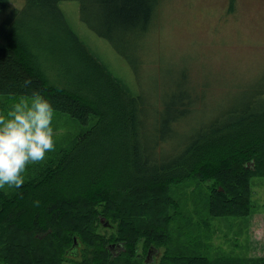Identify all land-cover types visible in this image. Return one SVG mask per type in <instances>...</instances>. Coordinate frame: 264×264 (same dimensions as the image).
<instances>
[{
  "label": "trees",
  "instance_id": "trees-1",
  "mask_svg": "<svg viewBox=\"0 0 264 264\" xmlns=\"http://www.w3.org/2000/svg\"><path fill=\"white\" fill-rule=\"evenodd\" d=\"M7 1L0 0V12ZM63 1L79 3L81 22L127 61L137 84L143 57L156 52L146 41L162 0H26L0 22L7 44L0 48V97L39 91L54 113L84 128L55 166L33 172L20 189L0 191V258L6 264H19V254L28 264L77 262L84 238L90 246L85 264H142L141 237L152 239L149 252L159 250L165 227L154 216L175 207L169 192L186 182L213 185L212 214L249 215L251 179L264 176V76L233 106L195 127L189 117L200 99L187 72L170 87L149 77V97L107 67L70 24ZM236 9L229 0L228 13ZM185 124L195 127L188 135ZM100 216L110 229L118 223L119 238L97 233ZM155 262L147 256L144 264ZM176 262L208 264L195 256Z\"/></svg>",
  "mask_w": 264,
  "mask_h": 264
},
{
  "label": "rangeland",
  "instance_id": "rangeland-1",
  "mask_svg": "<svg viewBox=\"0 0 264 264\" xmlns=\"http://www.w3.org/2000/svg\"><path fill=\"white\" fill-rule=\"evenodd\" d=\"M25 1L8 0L6 9L0 12V22L12 9H22ZM60 6L73 28L92 49L101 53L107 67L137 87L146 89L151 83L149 77L155 75L158 76V85L164 86L165 82L170 87L178 74L187 72V81L197 86L200 99L189 117L193 118L194 124L198 122L195 127L215 117L223 108L233 106L241 93L262 81L264 76V0H236L235 14L228 13L229 0H162L155 13L157 25L152 27L146 41L148 50L149 45L156 48L155 56L150 60L143 57V81L139 84L138 75L127 61L110 43L96 37L81 22L77 1H63ZM6 46L0 39V48ZM145 93L153 96L150 89ZM18 98L1 96L0 113H6ZM160 105L164 106V103ZM186 124L182 131L188 135L195 127ZM52 126L55 151L48 153L45 161L29 165L26 178L29 175L34 178L33 172L55 166L84 130L78 121L58 113H54ZM175 143L171 140V144ZM187 183L169 192L175 207L167 209L159 218L154 216V221L159 220L165 227L163 241L156 243L159 250L154 251L150 258L156 259L154 264H180L177 259L192 256L206 258L208 264H264V176L255 175L251 179L250 214L246 216L212 214L209 200L213 185L199 181ZM13 189L6 187L0 191ZM102 219L100 216L97 233L107 239L119 238L118 223L113 221L115 227L110 229L101 224ZM81 240L80 260L66 259L61 264L86 263L90 246L84 238ZM152 242L144 236L140 239L137 259L142 264L147 260ZM18 257L22 259L19 264H28L21 254ZM6 262L7 259L0 258V264Z\"/></svg>",
  "mask_w": 264,
  "mask_h": 264
},
{
  "label": "clouds",
  "instance_id": "clouds-1",
  "mask_svg": "<svg viewBox=\"0 0 264 264\" xmlns=\"http://www.w3.org/2000/svg\"><path fill=\"white\" fill-rule=\"evenodd\" d=\"M31 80L24 81V86ZM54 109L39 91L20 96L0 113V189H20L29 165L45 161L54 152ZM39 201H34L39 206Z\"/></svg>",
  "mask_w": 264,
  "mask_h": 264
},
{
  "label": "water",
  "instance_id": "water-1",
  "mask_svg": "<svg viewBox=\"0 0 264 264\" xmlns=\"http://www.w3.org/2000/svg\"><path fill=\"white\" fill-rule=\"evenodd\" d=\"M107 225H108V224H106V225H104V226L107 227ZM76 242H77V240H75V243H76ZM152 251H153V250H151V251L149 252L148 260L151 258Z\"/></svg>",
  "mask_w": 264,
  "mask_h": 264
}]
</instances>
